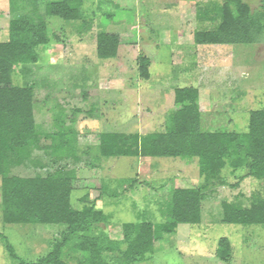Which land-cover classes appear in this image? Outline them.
<instances>
[{
    "label": "rangeland",
    "instance_id": "rangeland-1",
    "mask_svg": "<svg viewBox=\"0 0 264 264\" xmlns=\"http://www.w3.org/2000/svg\"><path fill=\"white\" fill-rule=\"evenodd\" d=\"M210 1L225 0H84L81 20L88 31L77 33L81 22L68 24L57 17H46L41 6L37 12L47 22L52 39L39 48L40 62L30 66L19 84L36 83L35 116L44 131L54 128V118L62 110L72 118L77 110L78 146L90 148L95 161L102 133L162 132L175 108V89L197 87L203 121L211 131H248L251 111L264 108V42L255 45L199 46L194 32L210 28L200 24L197 12ZM257 10L262 0H245ZM19 4V0H14ZM10 0H0L1 40L9 39ZM100 30L118 34L122 46L116 58L97 56L96 36ZM83 27V26H82ZM151 60V77L141 79L137 58ZM62 106L64 108H62ZM66 109V110H65ZM96 147V148H95ZM88 155V154H87ZM45 163L48 158L43 153ZM15 175L34 177L46 170L20 167ZM243 171L231 176L238 183ZM73 183V207L80 209V198L89 194L92 201L102 184L107 193L121 191L119 181L137 180L135 190L109 197L98 204L110 218L107 231L112 238L122 237L126 223L168 221L169 192L174 187L192 188L203 184L197 163L180 158H115L104 160L98 169L82 167ZM147 183L148 185H146ZM262 183L247 178L237 189L212 188L203 204L200 225H180L175 234L164 236L149 260L141 264H264V226H240L222 221L223 202H233L240 193L250 197ZM1 186V178H0ZM1 194V192H0ZM1 200V197H0ZM1 211V210H0ZM65 226L5 225L0 212V231L20 260L36 262L59 241ZM227 238L232 259L222 262L216 256L219 241ZM72 255L70 264H77ZM119 255L106 257L114 264ZM0 241V264H17Z\"/></svg>",
    "mask_w": 264,
    "mask_h": 264
},
{
    "label": "trees",
    "instance_id": "trees-1",
    "mask_svg": "<svg viewBox=\"0 0 264 264\" xmlns=\"http://www.w3.org/2000/svg\"><path fill=\"white\" fill-rule=\"evenodd\" d=\"M84 0H10L9 39L0 38V212L5 225L65 226L59 241L50 244L48 254L36 262L18 258L12 245L0 231V241L17 264H70L77 255V264H114L106 257L119 255L115 262L141 264L150 259L155 246L164 236L175 234L180 225H200L203 204L212 188L237 189L247 178L262 183L261 190L248 197L240 193L233 202H223L222 221L240 226H264V108L251 111L248 131L239 133L209 130L203 121L200 92L197 87L175 89V108L164 131L149 134L102 133L97 145L96 160H88L94 149L78 146L77 110L71 120L67 111L54 118V128L44 131L35 116L36 83L19 84L30 66L40 62L39 48L52 39L47 22L39 15V6L46 17H57L68 24L81 22L80 36L90 29L81 20ZM200 24L210 28L194 32L199 46L255 45L264 42V0L253 10L245 0L210 1L197 12ZM83 26V27H82ZM96 36L97 56L102 60L116 58L122 46L118 34L100 30ZM0 28V36H1ZM151 60L141 54L137 71L141 79L151 77ZM62 108H64L62 106ZM66 110V109H65ZM96 148V147H95ZM43 153L48 158L45 163ZM88 154V155H87ZM91 159V156H89ZM117 158H180L197 163V187H174L169 192L168 221L126 223L122 237L112 238L107 228L109 216L98 207L104 194L117 197L135 190L133 180L121 191L109 195L106 184L90 201L89 194L80 198V209L73 207L76 192L73 183L82 167L98 169L104 160ZM20 167L46 170L47 174L22 177L13 172ZM243 171L238 183H230L226 172L235 176ZM148 185L147 183H145ZM74 193V194H73ZM232 246L227 238L219 241L216 256L230 262Z\"/></svg>",
    "mask_w": 264,
    "mask_h": 264
}]
</instances>
